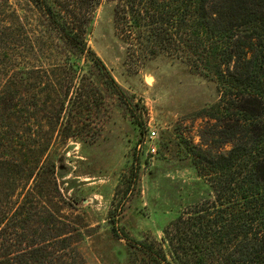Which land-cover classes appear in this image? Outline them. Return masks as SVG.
Instances as JSON below:
<instances>
[{
  "label": "trees",
  "instance_id": "16d2710c",
  "mask_svg": "<svg viewBox=\"0 0 264 264\" xmlns=\"http://www.w3.org/2000/svg\"><path fill=\"white\" fill-rule=\"evenodd\" d=\"M101 1L0 0V178L17 189L28 193L42 174L39 158L55 133L78 135L70 115L91 84L82 63L122 94L86 43ZM108 1L136 58L169 55L212 78L220 97L199 113L214 121L209 146H189L206 196L179 213L160 246L125 237L142 256L132 264H264V0ZM86 91L100 94L93 84ZM212 143L229 148L215 152ZM46 169L54 173L55 162ZM53 221L39 243L0 233V264H87L69 237L77 230L51 235Z\"/></svg>",
  "mask_w": 264,
  "mask_h": 264
},
{
  "label": "rangeland",
  "instance_id": "374dc122",
  "mask_svg": "<svg viewBox=\"0 0 264 264\" xmlns=\"http://www.w3.org/2000/svg\"><path fill=\"white\" fill-rule=\"evenodd\" d=\"M113 9L114 2L101 1L86 43L120 86L121 96L82 63L81 73L91 84L84 86L86 104H75L70 115L78 135H53L39 158L43 172L29 180L28 193V188L17 189L12 177L0 178V233L9 240L24 234L39 243L50 236L46 225L54 220L51 235L77 230L69 237L87 264L139 261L142 256L125 237L160 246L179 213L206 196L208 187L196 175L189 146L203 141L209 146L205 135L214 121L199 113L220 98L212 78L169 55L136 58L115 32ZM92 84L99 95L86 91ZM211 146L219 153L229 148ZM53 161L54 173H47L45 165Z\"/></svg>",
  "mask_w": 264,
  "mask_h": 264
},
{
  "label": "built area",
  "instance_id": "2783aa9c",
  "mask_svg": "<svg viewBox=\"0 0 264 264\" xmlns=\"http://www.w3.org/2000/svg\"><path fill=\"white\" fill-rule=\"evenodd\" d=\"M148 134H149V138H150V139H154V137L156 136L155 131L152 130V129L149 130Z\"/></svg>",
  "mask_w": 264,
  "mask_h": 264
}]
</instances>
